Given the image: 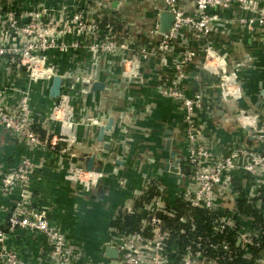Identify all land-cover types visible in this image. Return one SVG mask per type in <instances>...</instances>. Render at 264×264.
I'll return each instance as SVG.
<instances>
[{
	"label": "built area",
	"instance_id": "built-area-1",
	"mask_svg": "<svg viewBox=\"0 0 264 264\" xmlns=\"http://www.w3.org/2000/svg\"><path fill=\"white\" fill-rule=\"evenodd\" d=\"M130 0H118L109 7L100 0L95 2L91 13L81 9L77 2L68 8H53L38 3L30 9L18 0H0V264H25L11 243L13 234L21 229L42 235L48 252L45 264H80L83 252L80 247L48 217V209L35 206L32 175L43 168V161L35 163L23 157L15 166H8L2 158L1 138L9 133L17 143L25 144L32 151L52 150L57 154V169L64 178L90 192L98 184L102 173L87 172L77 162L74 146L77 137L74 128L77 121L76 99L79 98L75 84L68 86L45 116L32 107L30 86L22 89L17 85L19 72L24 71L29 84H42L50 88L57 68L50 62L49 53H88L97 76L101 64L117 66L125 80L140 84L144 80V58L146 48L134 50L131 37L122 39L113 33L114 11H123ZM116 8V9H115ZM169 13L173 24L167 34L160 31V16ZM106 19V28L100 25ZM135 21V22H134ZM126 20L143 28L148 38V47L158 56L160 68L156 73L157 85L152 87L158 97L167 98L177 106L184 127L183 160L191 167L190 172L179 171L178 190L173 203L162 191L140 214L138 231L122 235L113 231L107 246L120 250L119 260H108L100 264H217L201 251L186 249L180 261V249L169 246L170 230L165 229L162 213L170 218L177 214L180 204L208 211H221L222 228H235L239 245L245 250L244 257L250 259V247L254 232V219L244 216L231 206L241 197L235 181L246 189L249 197L264 193V149L249 147L239 139L231 142L217 138L209 140L205 125L213 116L216 102L231 104L242 98V85L237 71L242 63L234 55L229 61V47L241 39L243 32L252 35L264 45V0H163L151 22ZM215 47H219L216 49ZM223 48L224 52H223ZM112 59V63L110 60ZM234 70L229 71L228 66ZM237 70H236V69ZM217 78V82L194 89L193 84L201 80V74ZM203 78V77H202ZM77 78L76 82H82ZM63 87V85H62ZM85 93L84 89L81 90ZM255 121L252 130L264 141V123L255 112L241 110L233 120L222 116V122H236L242 129L241 113ZM56 124L58 131L51 126ZM41 125L48 130L42 138L35 131ZM16 196L11 207H4L2 200ZM264 216V204L258 203ZM130 212V209H128ZM188 216L180 218L182 225L188 224ZM149 233V235H147ZM264 264V255L257 260Z\"/></svg>",
	"mask_w": 264,
	"mask_h": 264
},
{
	"label": "crops",
	"instance_id": "crops-1",
	"mask_svg": "<svg viewBox=\"0 0 264 264\" xmlns=\"http://www.w3.org/2000/svg\"><path fill=\"white\" fill-rule=\"evenodd\" d=\"M25 3V8H31L42 2L54 9L68 8L74 2L91 13L97 0H18ZM109 7H115L118 0H100ZM188 0H180V2ZM163 8V0H130L124 5L123 11L116 9L118 16L129 37L142 38L147 43L149 52L144 58V80L142 83H132L120 75L117 59L114 65L101 64L97 67V76L93 75L91 60L88 53L68 52L49 53L50 62L57 68L58 75L63 77L64 92L70 84H75L79 93L76 99V114L79 123L74 128L77 137L76 147L77 162L83 166L79 157L84 153L96 154L103 161L102 185L107 190L101 198L95 192H82L73 183L64 178V172L57 169V154L52 150L29 149L25 144L17 143L9 133H4L1 138L2 158L8 166H15L23 157H30L35 163L43 161V168L32 175V188L34 189L35 206L47 208L48 217L65 231L80 247L83 257L80 264H100L110 262L105 257V249L112 240L113 231L111 223L119 209L128 211L132 209L134 200L146 189L150 181L157 182L160 189L167 194L169 203L175 200L178 190L179 171H185L187 163L183 160L180 166H175L171 159V151L176 150L177 157L183 158L184 127L177 106L172 100L158 97L155 87L158 83L156 73L160 68L158 56L152 54V47H148L149 38L143 33V28L132 22V27H127L125 21L140 19L151 22L157 10ZM135 22V21H134ZM255 34L242 33L241 39L229 47V61L234 55L242 63L237 74L242 85V98L232 101L231 104L216 102L215 110L220 116H213L206 121V134L209 140L214 138L231 142L239 139L249 147L257 150L264 149L261 137L249 139V133L236 122L224 124L222 116H230L233 120L241 110L255 112L264 120V45ZM133 41V40H132ZM134 50L142 49L134 43ZM218 49L219 47H215ZM223 48V52H224ZM112 63V59L110 60ZM229 71L234 69L229 65ZM236 69V68H235ZM237 70V69H236ZM201 74V80L193 84L194 89H203L214 82L216 77ZM203 77V78H202ZM17 85L22 89L30 86L32 93L33 109L45 116L57 101L49 97V89L42 84H29L24 71L19 72ZM77 78L83 81L89 78L106 84L105 91L93 92L87 89L83 81L76 82ZM3 79L0 73V81ZM157 81V83H156ZM1 83V82H0ZM52 84V82H51ZM51 87V86H50ZM84 89L85 93L81 90ZM114 118L113 130L106 132L105 147L96 141L97 134L89 120L107 123ZM264 123V121H263ZM41 126V125H39ZM45 131L47 127L41 126ZM53 132L58 131V126L53 124ZM47 133V131H46ZM169 145V148L168 147ZM102 147H101V146ZM126 145L127 150H124ZM171 159L170 169L166 168V160ZM120 159L123 166L115 164ZM116 169V172L114 170ZM121 179H124L122 182ZM241 184V183H240ZM242 186V184H241ZM243 191L246 189L242 186ZM162 193V192H161ZM95 196L92 198V196ZM160 196V195H159ZM158 196V197H159ZM16 196L9 200H2L4 207H11ZM11 243L20 254L25 264H45L48 247L42 235L19 229L11 238Z\"/></svg>",
	"mask_w": 264,
	"mask_h": 264
},
{
	"label": "trees",
	"instance_id": "trees-1",
	"mask_svg": "<svg viewBox=\"0 0 264 264\" xmlns=\"http://www.w3.org/2000/svg\"><path fill=\"white\" fill-rule=\"evenodd\" d=\"M100 25L105 29L106 19H103ZM112 25L116 37L122 39L129 37L118 16L112 19ZM132 40L138 47H147V43L142 38L134 37ZM34 129L42 138L45 137L46 131L41 126L36 125ZM235 185L241 197L231 202V206L240 214L252 217L254 219V232H260L261 235L260 237H256V235L253 237L254 245L250 247L252 257L246 259L244 257L245 250L238 243L237 231L239 226L215 229L221 225V211L192 208L184 203L178 206L177 214L173 218L162 213L155 215L162 220L164 228L170 230L169 246L175 245L180 249L181 252L177 256L179 261L186 249L191 248L194 251L203 252L217 264H258L257 260L264 255V216L260 213L257 204H264V193L256 197H249L243 191L239 179L235 181ZM161 192L157 182L150 181L144 192L134 200L130 212L119 209L111 223L113 231L122 235L138 231L142 220L140 210L161 195ZM184 215L188 216L189 219L187 225L180 223V218Z\"/></svg>",
	"mask_w": 264,
	"mask_h": 264
},
{
	"label": "water",
	"instance_id": "water-1",
	"mask_svg": "<svg viewBox=\"0 0 264 264\" xmlns=\"http://www.w3.org/2000/svg\"><path fill=\"white\" fill-rule=\"evenodd\" d=\"M173 21H174V18L171 14L162 13L160 16V31H161V33L167 34L169 32L172 24H173ZM62 83H63V77L62 76L55 75L53 77L52 84H51V87L49 89V97L50 98L58 99L61 96ZM83 84L87 89H90L93 92L105 91L106 84L103 82L92 81L89 78H85L83 81ZM261 94L264 97L263 85H262ZM241 118L245 119V121H243L241 123V125L249 133L248 138L249 139L258 138L252 130V127L256 126L255 121L251 118H246L243 112L241 113ZM89 122H90L91 126L94 128L95 133L97 134V137L95 140L98 141L100 144H104V146L108 148L109 145L104 142V137H105L106 132L113 130L114 118H110L107 123L98 122L95 119H90ZM169 145L170 144H168L167 148H169ZM124 150L125 151L127 150L126 145H124ZM177 153L178 152L176 150L171 151L170 157L173 160V162L175 163V166H180L182 161H183V158L181 156L177 157ZM171 159L169 158L166 160L167 170L170 169V166L172 163ZM79 160L83 163L82 167L85 171L102 173L103 161L101 159H98L96 154L84 153L79 157ZM115 164L119 165V166H123L124 161L117 159L115 161ZM190 171H191V167L189 165H187L185 168V172H190ZM114 172H116V169L114 170ZM121 180H122V182H124V179H121ZM103 181H104V176L102 175L98 184L94 187H91V189H90V192H92V194H93L95 192V190L100 187V189L98 190V193H96V195H95L96 197L100 196L101 198H103V196L107 190V186L102 185ZM74 185L77 188H80V185H78V184H74ZM95 196L93 195L92 198ZM105 257L107 259L119 260L120 259V250L117 247L108 246L105 249Z\"/></svg>",
	"mask_w": 264,
	"mask_h": 264
}]
</instances>
